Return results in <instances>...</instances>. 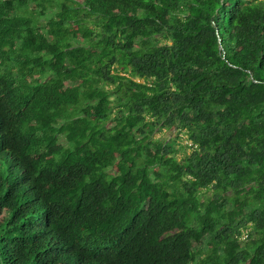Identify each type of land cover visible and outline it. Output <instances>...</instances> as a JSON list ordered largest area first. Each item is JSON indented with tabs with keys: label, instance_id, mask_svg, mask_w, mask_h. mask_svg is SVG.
Returning a JSON list of instances; mask_svg holds the SVG:
<instances>
[{
	"label": "trees",
	"instance_id": "trees-1",
	"mask_svg": "<svg viewBox=\"0 0 264 264\" xmlns=\"http://www.w3.org/2000/svg\"><path fill=\"white\" fill-rule=\"evenodd\" d=\"M0 264H264V0H0Z\"/></svg>",
	"mask_w": 264,
	"mask_h": 264
},
{
	"label": "rangeland",
	"instance_id": "rangeland-1",
	"mask_svg": "<svg viewBox=\"0 0 264 264\" xmlns=\"http://www.w3.org/2000/svg\"><path fill=\"white\" fill-rule=\"evenodd\" d=\"M178 137V139H176L175 137ZM152 137L154 139H159V140H173L175 139V143H174V149L178 150L177 152V157L178 159L186 153H189L190 150L187 149L188 146L186 147L185 145H189V141L186 138V134L185 133H180L177 129H156L154 134L152 135ZM245 238V236H244Z\"/></svg>",
	"mask_w": 264,
	"mask_h": 264
}]
</instances>
